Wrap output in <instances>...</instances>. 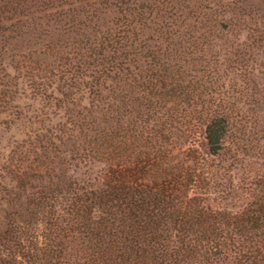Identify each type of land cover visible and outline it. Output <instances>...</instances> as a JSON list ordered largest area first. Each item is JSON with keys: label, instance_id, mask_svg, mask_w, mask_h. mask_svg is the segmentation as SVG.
Instances as JSON below:
<instances>
[{"label": "trees", "instance_id": "1", "mask_svg": "<svg viewBox=\"0 0 264 264\" xmlns=\"http://www.w3.org/2000/svg\"><path fill=\"white\" fill-rule=\"evenodd\" d=\"M5 13L10 32L69 37L42 53L74 88L60 106L81 103L12 165L0 264H264V0H5ZM67 144L102 165L97 183L44 162Z\"/></svg>", "mask_w": 264, "mask_h": 264}, {"label": "rangeland", "instance_id": "2", "mask_svg": "<svg viewBox=\"0 0 264 264\" xmlns=\"http://www.w3.org/2000/svg\"><path fill=\"white\" fill-rule=\"evenodd\" d=\"M4 1L0 0V6ZM0 16V58H3V61L0 62V64L2 63L0 65V82L3 84L0 85V90L2 91L6 87H3L7 80L2 77L3 72L14 77L11 80L14 86H7V89L12 91L13 97L5 96L4 101L0 96L2 98L0 100L1 228L6 222L4 218L5 211L17 208L15 205H6L1 199L4 195L3 188H6L7 191L17 190L15 187L17 185L16 171H14L15 167L12 168V165L27 167L29 163L25 161L26 159L23 156L27 154L30 158L34 157L36 155L34 151L42 141H51L53 139L51 135L56 132L54 128L60 122L65 121L67 116H70V114L72 116L80 108L77 103H81V101L75 102L74 105L63 104V106H60L62 103L57 102V98L61 97L58 88L67 93L73 92L74 88H69L66 85L69 84L67 76L63 80H59L57 76L52 75L54 67L49 66L52 59L47 53L43 54L46 50L44 45H49V53H52L55 51L54 48L57 42L70 41L69 37L55 34V32L52 33L50 29L49 33L51 32V34H43L45 27H41L42 30L36 29L35 31L30 27L21 33L18 32V34L17 30L19 28L13 27L15 31L10 32L8 28H10L11 21L6 20L9 14L5 13ZM21 55L25 59H22ZM31 75L47 77L44 80L35 79L34 81L46 82V84L38 87V89H30L28 84V78L30 77L28 76ZM47 85H50V87ZM38 92H43L44 95ZM81 95V93L77 94L75 99H81ZM60 148L65 153L60 154L54 149L48 150L50 161L44 160V162H48L49 168H53L58 173L60 171L64 179H72L80 183L87 181L97 183L94 179L99 175L102 168L101 164L94 162L92 159L87 160L83 156L82 160H71L69 155L70 146L67 144Z\"/></svg>", "mask_w": 264, "mask_h": 264}]
</instances>
